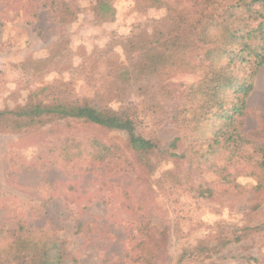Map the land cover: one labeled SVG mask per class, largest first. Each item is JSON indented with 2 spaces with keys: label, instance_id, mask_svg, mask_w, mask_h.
<instances>
[{
  "label": "rangeland",
  "instance_id": "rangeland-1",
  "mask_svg": "<svg viewBox=\"0 0 264 264\" xmlns=\"http://www.w3.org/2000/svg\"><path fill=\"white\" fill-rule=\"evenodd\" d=\"M107 1L99 13L97 0H0V112L87 102L133 118L159 151L71 119L18 131L0 121V264H35L53 241L62 264H264V65H237L251 90L229 126L218 116L236 96L210 110V76L192 57L136 67L167 18L193 28L202 13L210 27L227 1Z\"/></svg>",
  "mask_w": 264,
  "mask_h": 264
},
{
  "label": "trees",
  "instance_id": "trees-1",
  "mask_svg": "<svg viewBox=\"0 0 264 264\" xmlns=\"http://www.w3.org/2000/svg\"><path fill=\"white\" fill-rule=\"evenodd\" d=\"M222 1L228 3L223 18L219 15L209 16L210 27H206L202 13L193 28L188 27L190 20L185 15L169 17L165 20L164 28L156 29V35L143 40V45L138 48L140 52L135 56H138V70L144 69L150 73L157 71L156 65L162 57H192L186 59V63L192 69H204V76H210L204 84H200L204 89V97L209 98L206 104L210 105V110H224L221 97L225 93L231 92L236 96V104L218 116L229 126L242 116L246 107L245 98L251 90L250 85L237 81V65L248 66L252 73L264 65V0ZM96 7L99 13H107L111 9L107 0H97ZM253 41L257 44H253ZM154 49L161 53L151 54L150 51ZM149 60L153 61V66L148 64ZM47 119H71L108 131L123 132L127 136L128 146L134 152L151 154L159 151L157 144L137 134L133 118L101 111L87 102L53 101L50 104H27L16 110L0 112V121L6 123L4 129L14 131L36 127ZM236 133L233 129L228 138L237 137ZM176 141L170 145L171 148H175ZM258 153H261L259 167L264 172V148ZM170 155L175 157L174 154ZM63 244L53 241L48 248L46 244L43 245L42 254L35 264H62Z\"/></svg>",
  "mask_w": 264,
  "mask_h": 264
}]
</instances>
